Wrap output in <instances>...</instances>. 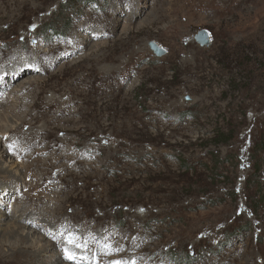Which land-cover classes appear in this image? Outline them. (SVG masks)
Listing matches in <instances>:
<instances>
[{
  "label": "rangeland",
  "instance_id": "374dc122",
  "mask_svg": "<svg viewBox=\"0 0 264 264\" xmlns=\"http://www.w3.org/2000/svg\"><path fill=\"white\" fill-rule=\"evenodd\" d=\"M1 1L0 105L22 98L25 136L0 133V243L17 222L28 245L107 234L122 251L99 264H264V0ZM39 194L57 225L16 217ZM62 242L36 264H74Z\"/></svg>",
  "mask_w": 264,
  "mask_h": 264
},
{
  "label": "bare ground",
  "instance_id": "6f19581e",
  "mask_svg": "<svg viewBox=\"0 0 264 264\" xmlns=\"http://www.w3.org/2000/svg\"><path fill=\"white\" fill-rule=\"evenodd\" d=\"M1 1V0H0ZM4 1L5 3V0H2ZM1 1V2H2ZM19 1V0H18ZM25 2V1H24ZM24 2L22 3V6L18 5V3H16L15 5L18 6V12L19 11H22L20 13H13L15 14L14 18L15 20L12 19V21H15L16 23H19V22H22L24 20H27L30 16L29 15H25L24 14V11L26 9V5H24ZM28 2V1H27ZM4 5V4H3ZM7 6H10L9 3H6ZM29 7V6H27ZM7 9H10V7H7ZM26 12V11H25ZM28 12V11H27ZM26 12V13H27ZM3 15V14H2ZM6 15H3L1 17L2 20H7V17H5ZM18 17V18H17ZM11 21V22H12ZM3 32V31H2ZM26 32V31H25ZM1 33V31H0ZM28 34V32H27ZM6 34L3 32L2 35H0V38L4 37ZM8 35V34H7ZM14 35V34H13ZM16 35V34H15ZM23 35H21L22 37ZM35 42V41H34ZM76 47V46H75ZM49 54V53H48ZM1 60V59H0ZM21 60V59H19ZM19 65H25V63L23 62H19ZM34 64L30 62V66H33ZM36 66V65H34ZM33 66V67H34ZM23 68V67H22ZM9 73H7V77H6V80L9 81L10 79V83L11 82H15V78H14V75L17 73V69L16 68H13V69H10L8 71ZM26 72V73H25ZM25 73V74H24ZM20 75L19 78L21 77H24L26 75H28V72L27 71H24V72H20L19 73ZM2 82V83H1ZM0 82V92L7 89V86H5L3 83L4 80L2 78ZM31 83V84H29ZM29 83H19L16 87V92H18V94H20L24 89L28 88V89H32L33 88V84L31 81ZM40 83V82H39ZM10 85V84H9ZM15 85V84H14ZM29 86V87H27ZM10 88V87H9ZM12 88V87H11ZM20 89V90H19ZM25 97V96H24ZM10 98V96H9ZM9 98H7L6 100L3 101V105L1 106L0 105V133H5V136L6 137V133H9V130H5L4 127H9L11 128L13 131L16 132V134L14 135V137H16V140L18 139H21L23 136H25L24 133H21L20 131L17 132V130L21 129V125L23 124H17V121H16V124L19 125H15L16 127H14L13 124H11V119H10V115H13L14 119H18L20 120L22 118V116L20 115V113H18L20 110H22L25 105L24 103H22V98H17L16 99V104L15 106L11 107L9 109V106H8V103L7 101H9ZM14 99V98H13ZM15 100V99H14ZM47 105H50V102L47 103ZM13 112H16V113H13ZM29 115V114H28ZM27 115V116H28ZM21 121V120H20ZM19 122V121H18ZM3 130V131H2ZM27 135V134H26ZM32 135V134H30ZM29 135V136H30ZM3 137V135H2ZM35 138H37V135H34ZM1 138V137H0ZM9 138V137H8ZM57 140V139H56ZM1 141V140H0ZM4 144H3V147H4V151H2L0 154L2 155H7L8 152H9V147L12 148V144H9L6 141H4ZM1 145V144H0ZM57 145V144H56ZM2 146V145H1ZM0 146V147H1ZM64 146V145H63ZM68 148V147H67ZM52 149V148H51ZM2 150V149H1ZM0 150V151H1ZM3 157V156H2ZM64 158V157H63ZM53 161H49V162H45V163H42L41 161L37 160L36 161V164L38 165V169L39 167H41L43 165V167H46L49 168L50 166H53ZM41 165V166H40ZM10 167L12 166H8V167H3L0 165V177L1 175H3L4 173L7 172L8 169H10ZM13 168V167H12ZM12 170V169H11ZM42 170V169H41ZM39 171V170H37ZM48 171V170H47ZM44 175L43 179L46 180L48 178V174H42ZM36 177V176H35ZM52 179V178H51ZM50 179V180H51ZM41 194H39V196H37V199L35 200V202L33 203H30L31 205L26 207L25 209V214H22V215H19V216H16V217H19V221H23V218H24V221L26 224H29V222L33 221V218L37 215L44 223H46V226H54V225H57L59 219L62 217V215H64V204H62L61 207H53V209H44V210H39L37 208L40 200H41ZM44 199V198H43ZM49 208V207H48ZM16 215V214H15ZM11 216V215H10ZM2 219H3V216H0ZM15 220V217H10V220L9 222H13ZM18 221V219H16ZM8 222V223H9ZM11 222V223H12ZM10 223V224H11ZM14 226H12V229H10L11 227H9V234L8 236L4 237L3 240L1 241L0 243V249H2L3 251L0 252V256L3 255V257L5 258V263L6 264H36L38 263L39 261H41L42 257L44 255H46L47 253H50L53 249H54V246H56L57 244V241H60V239L62 240L61 238V235H60V232L61 230H56V229H52L53 232H52V235H38L39 237L36 238V240H34L32 242L31 245H28V241L33 239L34 237V234L37 232V231H34L32 232L31 231V228L28 230L27 234H24L25 232L21 231L20 233V228H22L21 226L24 227V225L22 224H17V222H13ZM86 226L90 227L91 228V224H87L85 223ZM12 225V224H11ZM10 225V226H11ZM26 225H25V229H26ZM19 228V229H18ZM93 229V228H91ZM38 230V229H37ZM39 231V230H38ZM39 233V232H38ZM37 233V234H38ZM36 234V235H37ZM50 236V237H49ZM31 242V241H30ZM62 245H63V248L65 249L67 247L66 243L62 242ZM4 249H8V251H5ZM63 249V250H64ZM94 249V248H93ZM74 252H76L79 255H83L84 253H81L80 250L78 249H73ZM61 252V251H60ZM53 253V252H52ZM65 252H62L60 255L63 259H66L64 256ZM2 258V257H1ZM229 262V261H228ZM4 263V264H5ZM85 264V262L83 261H80L79 264ZM230 263V262H229ZM40 264H60V257L58 256V254H56L55 252L52 254V259L51 261H44L42 260V262H40Z\"/></svg>",
  "mask_w": 264,
  "mask_h": 264
},
{
  "label": "snow or ice",
  "instance_id": "6c2138e0",
  "mask_svg": "<svg viewBox=\"0 0 264 264\" xmlns=\"http://www.w3.org/2000/svg\"><path fill=\"white\" fill-rule=\"evenodd\" d=\"M61 237L64 239L67 247L64 249L66 259L73 261L74 264H79L80 261L85 264H99L98 257L100 255L113 256L122 251L119 247H114L111 238L105 234L103 236H97L94 233H90L87 236H81L80 234L70 231L67 227H63L60 232ZM95 246L96 251L92 256L87 253ZM73 249L80 250L83 255H79L73 251ZM112 264H135V261L116 260Z\"/></svg>",
  "mask_w": 264,
  "mask_h": 264
},
{
  "label": "water",
  "instance_id": "95a60500",
  "mask_svg": "<svg viewBox=\"0 0 264 264\" xmlns=\"http://www.w3.org/2000/svg\"><path fill=\"white\" fill-rule=\"evenodd\" d=\"M195 40L202 46H207L210 41H209V35L207 33V31H203L201 33H199L196 37H195ZM150 48L151 50L154 51L155 55L160 57V56H163L164 54V51L159 48L155 43H150Z\"/></svg>",
  "mask_w": 264,
  "mask_h": 264
}]
</instances>
